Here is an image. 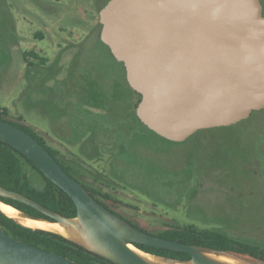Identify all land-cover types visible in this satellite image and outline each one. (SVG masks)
I'll use <instances>...</instances> for the list:
<instances>
[{
	"label": "rangeland",
	"instance_id": "obj_1",
	"mask_svg": "<svg viewBox=\"0 0 264 264\" xmlns=\"http://www.w3.org/2000/svg\"><path fill=\"white\" fill-rule=\"evenodd\" d=\"M108 1L0 0L4 119L30 127L88 177L87 185L110 193L116 202L107 204L148 233L194 225L264 250V111L183 142L147 133L129 155L102 154L95 141L92 150L87 138L72 135L80 110L107 111L111 77L115 98L127 90L107 48L87 36L98 29L99 8ZM29 51L45 65L29 58L34 65L27 66Z\"/></svg>",
	"mask_w": 264,
	"mask_h": 264
},
{
	"label": "water",
	"instance_id": "obj_2",
	"mask_svg": "<svg viewBox=\"0 0 264 264\" xmlns=\"http://www.w3.org/2000/svg\"><path fill=\"white\" fill-rule=\"evenodd\" d=\"M262 10L260 0H109L98 12L99 38L124 65L130 88L141 95L135 109L139 121L168 141L183 142L197 131L236 125L263 110ZM0 141L62 189L77 214L62 216L1 185L0 197L28 205L45 218L0 202L27 218L74 230L81 240L69 241L114 264H151L133 250L144 252L135 244L190 256L176 260L144 252L168 264H231L207 254L264 264L237 251L173 242L143 231L99 203L33 136L2 119ZM0 264L78 263L22 243L0 227Z\"/></svg>",
	"mask_w": 264,
	"mask_h": 264
},
{
	"label": "trees",
	"instance_id": "obj_3",
	"mask_svg": "<svg viewBox=\"0 0 264 264\" xmlns=\"http://www.w3.org/2000/svg\"><path fill=\"white\" fill-rule=\"evenodd\" d=\"M104 5L102 7H104ZM102 7H100L99 10ZM97 28L98 29L95 33L88 32L87 36H89L90 38L93 37L97 39L101 44H103L99 38L101 29L99 21L97 24ZM104 46L109 51L112 60L115 61V67L119 72L118 74H122L127 90H124L123 98H115L114 94L116 82L114 78L111 77L109 84L110 105L107 108V111L102 114L94 113L84 115L80 110L75 118L74 126L71 127V131L72 135L76 137L77 140H79L80 138H87L86 140H89L91 138L96 142V145L99 147V149H102V154H109L112 156L113 152L118 150L119 152H123L129 155L134 151L133 148H135L136 145L142 143V138L144 137V135H146L147 133H153L154 135L156 134L149 130L146 126H144L137 118L135 109L141 100V95L130 88L125 78L124 65L116 61V59L110 53L108 47L106 45ZM29 58L36 60V63L40 66L45 65L46 63V59L39 56L38 53L34 51L24 52L23 60L29 67H33L34 65V63L28 61ZM263 111L264 110L253 112L250 118L245 121H250L253 116ZM8 116V110L6 108L0 107V119L14 124L15 126L33 136L51 153V155L69 175L74 178H76L75 175H77L79 178L88 179L85 174L82 175L77 171V167L71 165L70 163L63 162L60 158L61 153L58 150L49 147L44 139L41 138L36 132H34L30 127L18 122L5 120V117ZM17 118L20 122L24 121L22 116H18ZM234 126L235 125L229 126V128H232ZM219 129L220 128H213L197 131L186 141L197 137L200 134ZM88 144H86V146H88ZM92 180L94 182H97L96 179ZM80 183L99 203L104 205L106 208L109 207L108 204L105 203L106 201L116 202L115 199H113V197L110 195V193H101L98 189L87 185L84 181ZM0 185L9 190L21 193L41 204L45 208L59 213L62 216L74 218L77 214L74 202L62 189L48 180L23 154L1 141ZM0 200L24 213L36 217L45 218L44 215L40 214L38 211L28 205L10 199H5L3 197H0ZM133 225L139 227L136 224ZM0 227L8 235L13 237L14 239L19 240L22 243L55 253L59 256L75 261L78 264H114L111 261L104 259L103 257L69 241L68 239L58 234L41 229H32L26 227L14 219L8 218L2 212H0ZM140 229L147 232L143 228ZM153 235L167 239L169 241L188 245L208 247L217 250L237 251L242 254L264 260V250H262L258 246L236 242L233 239L224 236L217 230L199 229L194 225H172L169 226L166 230L154 233ZM135 246L144 252L161 257L176 260L190 259V256L184 253L155 247H148L144 245L135 244Z\"/></svg>",
	"mask_w": 264,
	"mask_h": 264
},
{
	"label": "bare ground",
	"instance_id": "obj_4",
	"mask_svg": "<svg viewBox=\"0 0 264 264\" xmlns=\"http://www.w3.org/2000/svg\"><path fill=\"white\" fill-rule=\"evenodd\" d=\"M0 211L5 216L18 221L20 224H22L26 227H29L32 229H41V230H45V231L54 232V233H57V234L65 237V238H67V239H70V240H78V241L81 240L80 237L75 233L74 230L66 229L59 224H55V223L51 224V223H48V222L43 221V220H35V219L27 218V217L21 215L15 209H13L7 205H4L1 202H0ZM133 250L139 256H141L142 258L149 261L151 264H168V263L163 262L162 259H160L156 256H152V255L146 254L144 252L137 251L134 248H133ZM207 256L211 257L213 259L223 261V262H227V263H231V264H242V262L237 261V260L230 258L228 256H225V255L217 256L215 254H207ZM176 264H191V263H176Z\"/></svg>",
	"mask_w": 264,
	"mask_h": 264
},
{
	"label": "flooded vegetation",
	"instance_id": "obj_5",
	"mask_svg": "<svg viewBox=\"0 0 264 264\" xmlns=\"http://www.w3.org/2000/svg\"><path fill=\"white\" fill-rule=\"evenodd\" d=\"M116 86H117V85H116ZM91 142H92V143H89V144L92 145V148H91V149L93 150V149H95L94 146H96V145H94L95 142H94L93 140H92ZM93 142H94V143H93ZM86 144H88L87 140H86V142H85V145H86ZM87 147H90V145H88ZM77 179H78V178H77ZM78 180H79L80 182H83L82 178H79ZM105 203H106V202H105ZM106 204H107V203H106ZM108 206H109V207H108L109 210H112V212H114V213H116V214H119V215L121 216V214L118 213V212L113 208V206H111V205H109V204H108Z\"/></svg>",
	"mask_w": 264,
	"mask_h": 264
}]
</instances>
